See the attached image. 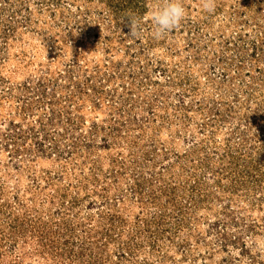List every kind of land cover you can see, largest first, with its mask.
<instances>
[{
  "label": "rangeland",
  "instance_id": "obj_1",
  "mask_svg": "<svg viewBox=\"0 0 264 264\" xmlns=\"http://www.w3.org/2000/svg\"><path fill=\"white\" fill-rule=\"evenodd\" d=\"M162 2L0 0V264H264V0Z\"/></svg>",
  "mask_w": 264,
  "mask_h": 264
},
{
  "label": "clouds",
  "instance_id": "obj_2",
  "mask_svg": "<svg viewBox=\"0 0 264 264\" xmlns=\"http://www.w3.org/2000/svg\"><path fill=\"white\" fill-rule=\"evenodd\" d=\"M206 11H213L215 0H202ZM186 17V10L182 0H163L161 6L151 12L152 36L154 39L166 37L170 32L176 30ZM143 18L133 13H128L121 23H126L129 28V36L137 38L141 34L140 21Z\"/></svg>",
  "mask_w": 264,
  "mask_h": 264
}]
</instances>
